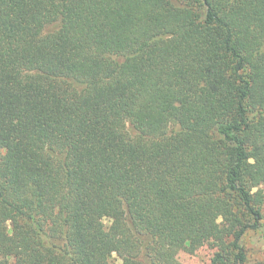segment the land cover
<instances>
[{"label":"trees","instance_id":"obj_1","mask_svg":"<svg viewBox=\"0 0 264 264\" xmlns=\"http://www.w3.org/2000/svg\"><path fill=\"white\" fill-rule=\"evenodd\" d=\"M263 203L264 0H0V264H244Z\"/></svg>","mask_w":264,"mask_h":264},{"label":"rangeland","instance_id":"obj_2","mask_svg":"<svg viewBox=\"0 0 264 264\" xmlns=\"http://www.w3.org/2000/svg\"><path fill=\"white\" fill-rule=\"evenodd\" d=\"M262 212L264 216V203ZM106 224H108V221ZM242 244L247 254V261L244 264L264 263V219L260 229L247 231L242 239ZM213 253V248L203 246L192 254L182 252L178 255V258L184 264H210ZM111 260L113 262L120 261L116 254H112Z\"/></svg>","mask_w":264,"mask_h":264}]
</instances>
